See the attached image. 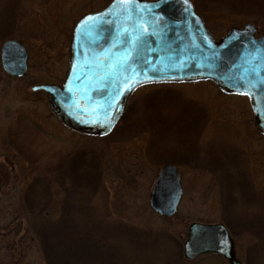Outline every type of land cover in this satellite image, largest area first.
Instances as JSON below:
<instances>
[{
  "label": "rangeland",
  "instance_id": "rangeland-1",
  "mask_svg": "<svg viewBox=\"0 0 264 264\" xmlns=\"http://www.w3.org/2000/svg\"><path fill=\"white\" fill-rule=\"evenodd\" d=\"M110 1L0 0V264H230L185 258L192 222L225 224L238 258L264 264V136L246 96L209 80L147 84L96 137L67 127L32 90L62 83L74 24ZM192 1L216 39L247 23L264 35V0ZM8 39L27 48L23 77L2 67ZM77 155L85 175L74 176ZM167 164L184 189L173 217L150 205Z\"/></svg>",
  "mask_w": 264,
  "mask_h": 264
},
{
  "label": "water",
  "instance_id": "water-1",
  "mask_svg": "<svg viewBox=\"0 0 264 264\" xmlns=\"http://www.w3.org/2000/svg\"><path fill=\"white\" fill-rule=\"evenodd\" d=\"M256 32L248 23L216 40L191 0H112L75 24L63 83H40L32 90L45 91L51 110L71 128L107 136L139 86L209 79L224 92L248 96L264 133V35ZM1 62L9 75L24 76L26 47L5 41ZM182 196L177 167L163 166L150 194L151 208L173 217ZM183 247L189 260L217 253L231 264H244L223 223L192 222Z\"/></svg>",
  "mask_w": 264,
  "mask_h": 264
},
{
  "label": "trees",
  "instance_id": "trees-1",
  "mask_svg": "<svg viewBox=\"0 0 264 264\" xmlns=\"http://www.w3.org/2000/svg\"><path fill=\"white\" fill-rule=\"evenodd\" d=\"M201 13V12H200ZM204 17V16H203ZM205 18V17H204ZM79 154V153H78ZM90 162V161H89ZM70 166H71V164H70ZM88 167V166H87ZM72 168H75V172H74V176H81V175H85V164H84V162H83V160L82 159H79V157H78V155H77V157L76 158H74V161H73V163H72ZM91 170H92V172H94V175H96V173H100V169L98 170V169H90V174H91ZM67 172H68V168H67V170H66ZM47 237H49V236H45V235H43V239H44V241L46 242V244H47ZM83 245V244H82ZM82 245H80V246H77V247H82ZM67 250H70V251H72V247H67L66 248ZM75 255H76V253H75ZM82 255V254H81Z\"/></svg>",
  "mask_w": 264,
  "mask_h": 264
},
{
  "label": "snow or ice",
  "instance_id": "snow-or-ice-1",
  "mask_svg": "<svg viewBox=\"0 0 264 264\" xmlns=\"http://www.w3.org/2000/svg\"><path fill=\"white\" fill-rule=\"evenodd\" d=\"M122 2H124V3H128V2H130V0H122ZM185 2H187V0H185ZM88 19H92V17H89Z\"/></svg>",
  "mask_w": 264,
  "mask_h": 264
},
{
  "label": "flooded vegetation",
  "instance_id": "flooded-vegetation-1",
  "mask_svg": "<svg viewBox=\"0 0 264 264\" xmlns=\"http://www.w3.org/2000/svg\"><path fill=\"white\" fill-rule=\"evenodd\" d=\"M257 128V127H256ZM258 130V129H257ZM258 132H260L259 130H258ZM262 136H264L263 134H262Z\"/></svg>",
  "mask_w": 264,
  "mask_h": 264
}]
</instances>
